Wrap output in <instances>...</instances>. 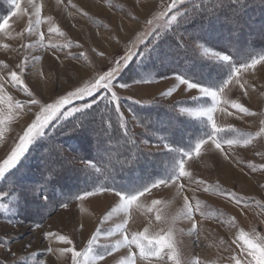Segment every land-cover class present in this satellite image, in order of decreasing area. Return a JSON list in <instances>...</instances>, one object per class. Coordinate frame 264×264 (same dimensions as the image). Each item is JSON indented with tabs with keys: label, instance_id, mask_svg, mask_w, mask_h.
<instances>
[{
	"label": "rangeland",
	"instance_id": "obj_1",
	"mask_svg": "<svg viewBox=\"0 0 264 264\" xmlns=\"http://www.w3.org/2000/svg\"><path fill=\"white\" fill-rule=\"evenodd\" d=\"M84 1L86 4L82 0H33L40 9V16L37 17L36 8L31 7L27 0H18L19 9L11 0H0V14H6L10 10L0 21V24L5 19L8 21V27L0 31V61L7 65L6 68L0 65L5 74L0 75L4 77L0 80V84L4 85L0 95L14 98L11 106L9 102L0 100V119L4 120V124L0 125V162L10 154L34 118V113L38 111L36 106H31V113L15 107V101L29 99L21 88H14L9 82L8 72H20L17 64L27 60L28 66L21 76L25 85L42 102H53L60 94L82 86L81 79L87 83L93 76L114 67L116 60H120L127 53H137L143 47L141 41L148 42L151 47L156 43V38L149 33H154V30L161 31L157 26L163 25L177 11L185 12L188 4L185 3L188 0H184L169 11L172 0ZM88 2L100 10H92ZM14 12L16 15L12 14ZM37 19L41 21L39 24H36ZM247 27L250 30L253 26L246 22L244 28ZM73 31L77 33L73 34ZM188 32L193 37L205 36L200 31ZM41 33L44 47L39 43ZM247 37L243 35L236 38V41L239 45H246L249 40ZM185 42L195 58L205 62L213 59L211 53L205 54L201 42L194 43L189 39H185ZM165 43L170 44V41L165 40L163 44ZM51 45L57 47L53 48ZM162 45L160 48L166 52ZM78 56L81 58H74ZM168 57L169 55L158 59L153 55L151 59H144L141 63L142 57L135 55L133 62L118 77L119 83L131 84L127 89L117 87L115 91L120 97V113L137 133L142 129L126 106L125 99L144 104L162 103L185 117L197 120L200 118L188 116L181 112V108L210 106L194 104L192 97L199 96L198 91L187 90L184 85H180L171 96H161L162 92L177 83L174 79L177 75L175 63L168 62ZM161 59L164 61L163 65ZM39 73L45 74L48 87L40 86L36 82L34 75ZM149 74L151 82L132 84L133 78L139 79ZM161 74L167 78L161 79ZM237 78L239 84L234 79L219 94L214 119L218 127L225 129L222 136L230 138L239 133L245 137L250 136L251 143L232 148L224 145L223 153L210 143L203 145L200 155L193 153L185 167L194 180H202L204 185L182 179L181 183L186 187L180 195H177L174 185L160 186L138 197L128 211H114L120 200L113 191L99 189L92 191L95 194L91 196H85L84 193L75 195L84 186L93 183L81 174L82 170L86 171L90 167L83 162L84 159L77 156L78 152L75 154L65 147L62 151L68 164L67 170L57 171V167H52L49 164L51 159L45 154L50 150L53 152V130L49 131L46 136L48 140L41 141L34 150L30 148L19 172L0 183L2 192L10 191L13 185L18 188L20 185L35 184L39 187L43 184L44 194L49 198L47 202L42 199L34 202L33 197H29L27 202L21 200L16 203L9 196L0 201L9 205V211H0V264H70L71 254L65 253L64 248L74 247L75 250L82 251L93 235L98 237V246H111L122 239L117 226L125 221L129 237L145 229L149 237L166 235L171 228L172 243L180 264H236L234 258L246 264L251 257L247 255V245L238 239L239 232L243 230L254 243H264V208L259 206L264 204V60L254 68L242 69ZM84 102L74 101L73 105ZM234 103L248 108L249 114L239 112L232 106ZM60 121H53V125ZM229 129L232 131H228ZM114 146L121 149L122 144L116 142ZM140 146L151 152L169 151L164 144L144 140H140ZM225 153L228 158H225ZM172 159H159L164 171L171 167ZM49 169L60 173V180L57 181H61L59 185H63V188L65 185V188L69 187L56 193V198L53 197L54 192L51 189L56 181L50 187L46 186L50 178L46 171ZM61 173H65L67 177L62 179ZM56 175L53 174V180ZM205 185L210 186V191H203ZM217 187L223 189L224 194L219 193ZM229 193L235 194L240 202L237 203ZM184 196L188 197L194 207L199 203V211L194 214L197 223L195 232L192 230V221L183 215ZM156 200L160 203L154 204L153 201ZM61 203H67V207H61ZM200 212L206 215L201 216ZM157 215L160 216L159 220L156 219ZM109 232H112L111 236L108 235ZM46 233L51 235L45 236ZM61 236L71 240L72 244L61 241ZM97 250L102 248L98 247ZM132 251L138 250L133 246ZM127 252V247L122 245L113 255L106 256L97 264H121ZM161 256L162 259L152 258L147 261L137 257L136 264H174L165 253H161Z\"/></svg>",
	"mask_w": 264,
	"mask_h": 264
},
{
	"label": "snow or ice",
	"instance_id": "obj_2",
	"mask_svg": "<svg viewBox=\"0 0 264 264\" xmlns=\"http://www.w3.org/2000/svg\"><path fill=\"white\" fill-rule=\"evenodd\" d=\"M184 0H172V4L169 6V11L176 7V5L183 3ZM11 3L17 8H20L18 0H11ZM27 3L36 8V16H40V9L35 5L33 0H27ZM233 6L240 3V0H232ZM222 7V6H221ZM16 15V13H12ZM86 15V13H85ZM231 19V17H230ZM41 21L36 20V24H39ZM188 20L187 12L177 11L175 14L163 24L157 26L161 31L154 30V33H149V35H155L156 43L152 44L149 47L148 42L141 41L143 45L142 49H138L137 53L129 52L120 60H116L115 66L103 72L98 76H93L87 83L81 79L80 84L82 86L75 87L74 90H69L66 94H60L53 102L46 103L42 102L40 99L35 97L34 92L24 83V80L21 78L25 69L28 66L27 60L21 61L17 64L16 67L20 69V72L10 71L7 73L9 77V82L14 88L19 87L21 90L27 94L29 99L27 101H15V107L18 109H26L27 112L31 113L32 107L36 106L38 111L34 113V118L31 120V123L27 125L23 134L19 137L18 142L10 151V154L0 162V183L6 181L9 176H14L16 172H19L20 167H22V161L27 158L30 148L37 146L44 137L48 136V132L52 130L58 131L60 134L65 135L67 138H74L80 135L87 134L88 132H96L94 127L96 123V118L94 112L99 111L98 106L100 103H105V107L112 106L114 107L116 113L121 115V127L125 128L126 125L123 123V115L120 113V97L117 94L115 89L118 87L120 89H127L131 87V84L127 82L119 83L118 77L120 76L122 70L127 69L130 63L133 62L135 55H140L142 57L141 63L144 59H151L155 55L158 59L162 56L169 55L168 52L163 51L160 48V44L163 42V36L167 35L168 31L173 32V44L176 48L183 47V37L180 36L178 30L181 27H184ZM151 23V22H149ZM236 23H239V20H236ZM8 27L7 19L4 20L3 24H0V31H3ZM186 30V29H185ZM31 31V24L29 27ZM50 31H57V29H50ZM163 32V35H161ZM179 37V38H178ZM44 37L43 33L40 34L39 43L44 47L43 43ZM193 42H201V47H204L205 54L211 53L213 59L208 62L202 63L201 72L204 68L208 69V81L201 82L200 80L193 79L187 74H177L174 79L176 84L172 87H169L166 91L161 93V96H171L180 85L186 86L187 90H197L199 96H193L192 101L194 104L203 105L210 104V106H195V107H182L181 112L186 113L188 116L193 118L203 119V122L206 127L210 128L209 131L205 132L200 136L190 148H181V147H172L169 143H165L164 147L169 150L171 153H175L170 171L163 176H157L155 179L143 184L139 188H136L132 191H118L114 188H102L100 191H113L117 197H119L120 203L119 206L114 209V211H128L130 206L137 201L138 197L143 196L145 193L150 192L152 189L158 188L160 186H172L174 185L177 188V195L183 193L185 189V184L181 183L182 179H187L190 183H197L199 185H204L205 182L200 180L196 181L192 177L189 171L186 170V161L193 156V153L196 156L200 155L201 147L205 144H211L215 147L216 150L224 152V145H227L229 148L237 145H249L251 143V137H245L239 133L232 135L230 138L227 136H222L221 133L225 132V129H222L217 126V123L214 119V113L217 111V105L219 103L218 96L220 93H223L225 89L228 88L229 84L236 80V83L239 84L240 81L237 78V75L241 72L242 69L247 70L248 68H254L261 60H264V54L259 55H250L248 59L235 63L233 62V56L231 54L221 52L219 50H212L210 47H205L206 41H203V38L199 35L193 37ZM32 45H25V47H31ZM51 47L56 48L57 45H51ZM83 54H81L82 56ZM103 55V53H101ZM75 59H80L81 57H74ZM86 59V58H85ZM121 60L123 64H121ZM161 65L164 61L161 59ZM0 65H3L5 68L7 65L3 61H0ZM79 71V69H77ZM213 73L216 74L215 79L212 78ZM161 79H166L167 77L164 74L160 75ZM4 79L3 76H0V80ZM151 82V74L139 79L133 78L132 84L146 83ZM243 87V85H241ZM4 90V85L0 84V93ZM105 93V95H101ZM246 94V93H245ZM87 98H91L88 100ZM12 96H3L0 95V100L9 102L10 106L13 102ZM85 101L79 105H73L74 101ZM68 105H73L72 107H66ZM239 112L244 114H249V109L244 107L239 103H234L232 105ZM231 115V113H229ZM61 120L58 125H53V121ZM4 124V120L0 119V125ZM101 124L103 125V117H101ZM51 126V128H50ZM103 132L107 133L108 129L104 127ZM228 131H232L229 129ZM111 139V136H109ZM161 140H165V137H160ZM133 147L136 146L135 141L132 142ZM225 158L227 154L225 153ZM85 164L89 167H95V164L91 160H84ZM255 166L253 165V168ZM14 170V171H13ZM99 169H97L98 171ZM52 169H49V172H52ZM219 193L224 194V190L217 187L216 189ZM204 192L210 191V186L205 185L203 188ZM45 193L43 184L39 187L37 185H20L18 188L16 185H13L8 192L0 191V201L11 196L16 203L24 200L28 201L29 197H33L34 202L37 199H42L43 201H48V196ZM93 192H85V196L94 195ZM232 198L236 199V202L239 203V198L235 197V194L229 193ZM154 204H159L160 201H153ZM38 206H40L38 204ZM61 207H67V203H61ZM261 208H264V204L259 205ZM183 215L192 221V230L195 232L197 228V223L194 218L195 212L199 211V203L193 206L189 201L187 196L183 197ZM0 211H9V205L3 202H0ZM201 216L206 214L200 212ZM156 219L159 220L160 216L157 215ZM234 222V220H233ZM126 224L117 226V231L120 232L122 239L117 240L111 246L97 245V235H93L87 242V246L82 251L75 250L74 247H66L63 249L65 253H70V264H97L98 261H103L106 256L113 255L115 250L125 246L128 249L127 255L124 260L121 261V264H136L137 257L142 260H150L152 258L162 259L161 253L168 255V259L174 261V264H180V261L177 259V252L172 243V230L169 228V231L166 235H160L156 237H149L147 229L143 232L132 234L129 237L126 233ZM51 235V233H46L45 236ZM109 236L112 235V232L108 233ZM238 239L243 241L247 245V255L251 257L250 260H247L246 264H264V243H254L246 233L241 230L239 232ZM61 241H65L67 244L71 245L72 241L67 239L64 236L60 237ZM133 246L138 250L136 252L132 251ZM102 248V250H97V248ZM169 250L166 252L165 250ZM51 251V249H49ZM170 252V254H169ZM236 264H244L243 261L234 258Z\"/></svg>",
	"mask_w": 264,
	"mask_h": 264
},
{
	"label": "trees",
	"instance_id": "obj_3",
	"mask_svg": "<svg viewBox=\"0 0 264 264\" xmlns=\"http://www.w3.org/2000/svg\"><path fill=\"white\" fill-rule=\"evenodd\" d=\"M185 3H188L185 11L190 22H186L184 27L178 30L180 36L183 37L184 46L180 48L174 46L173 36L175 34L171 31L163 36V42L169 40L170 44H163V42L160 44H163L162 47L169 53L168 62L175 63L177 74H187L201 82L208 81V69L204 68L201 72L202 63L205 61L195 58L185 42V39L193 40V36L188 32L191 30L203 33L205 35L203 41L207 42L206 45L231 54L233 62L237 64L248 59L250 55L264 53V0H240V3L235 6H233L232 0H188ZM9 12L10 10L6 14ZM6 14H0V21ZM237 19L239 20L238 24L236 23ZM246 22L253 26L250 29L251 32H246L250 31L248 27L244 28ZM256 29L257 31H255ZM243 35H247L249 40L245 43L246 45H239L236 38ZM215 76L216 74L213 73L212 78L215 79ZM125 100L126 106L142 129L139 133L133 130L127 119L123 118V123L126 125L127 134H125V128L121 127V115L116 113L114 107H105V103L94 106L99 109L94 112L96 132L90 131L84 135L67 138L53 130V152L50 150L45 153L51 159L49 164L52 167H57V171L67 170L66 165L68 164H66V158L62 151L64 147L75 154L78 152L77 156L80 159L91 160L95 164V167H90L86 171L82 170V176L93 183L84 186L75 194L76 196L105 187L118 191H132L157 176L166 175L171 167L164 171L159 159H172L175 157V153L145 150L140 146V140L158 144L169 143L172 147L187 149L193 146L200 136L210 130L205 126L203 119L185 117L165 104L156 102L144 104L135 100ZM101 117H103V125ZM61 122L63 121L57 122L55 125ZM104 127L108 129L107 133L103 132ZM160 137L166 139L161 140ZM45 140L48 138L44 137L42 141ZM133 141L136 143L135 147H133ZM116 142L122 144L121 149L114 146ZM168 153L171 154V157ZM45 154L42 156L46 159ZM53 160L55 164H53ZM35 163L36 161H34ZM97 169L99 170L97 171ZM57 171H46L50 177L46 186L50 187L56 181L51 187L54 192L52 193L53 197L56 193H61V189L69 188L68 186L65 188L66 185L64 188L63 185H59L61 181L59 183L57 181L60 180V173L58 174ZM53 174H57L55 180H53ZM61 175L62 179L67 177L65 173H61Z\"/></svg>",
	"mask_w": 264,
	"mask_h": 264
},
{
	"label": "bare ground",
	"instance_id": "obj_4",
	"mask_svg": "<svg viewBox=\"0 0 264 264\" xmlns=\"http://www.w3.org/2000/svg\"><path fill=\"white\" fill-rule=\"evenodd\" d=\"M83 1V3H85L86 4V1H84V0H82ZM88 5L92 8V10H95V11H98V10H100L97 6H92V3L91 2H88ZM87 5V6H88ZM116 18V17H115ZM15 20H16V18H15ZM16 22V21H15ZM77 32H74L73 31V34H76ZM103 46V45H102ZM101 46V47H102ZM104 48V47H103ZM84 69V68H83ZM4 72H3V70H2V68H0V75H3V76H5V74H3ZM45 74H42V73H39V74H35L34 75V77H35V79H36V82L40 85V86H43V87H48V85H49V83H48V81H47V79H46V77L44 76ZM74 156V155H73ZM77 157V156H76ZM225 169H227V166H225Z\"/></svg>",
	"mask_w": 264,
	"mask_h": 264
}]
</instances>
